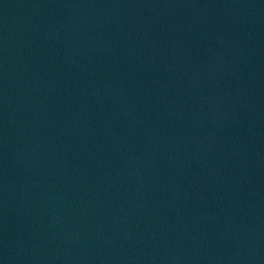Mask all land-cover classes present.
Returning <instances> with one entry per match:
<instances>
[{
  "label": "water",
  "instance_id": "water-1",
  "mask_svg": "<svg viewBox=\"0 0 264 264\" xmlns=\"http://www.w3.org/2000/svg\"><path fill=\"white\" fill-rule=\"evenodd\" d=\"M0 264H264V0H0Z\"/></svg>",
  "mask_w": 264,
  "mask_h": 264
}]
</instances>
